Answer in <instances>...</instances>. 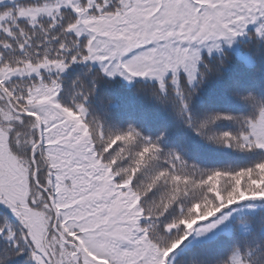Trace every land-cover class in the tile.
<instances>
[{
	"label": "snow or ice",
	"instance_id": "1",
	"mask_svg": "<svg viewBox=\"0 0 264 264\" xmlns=\"http://www.w3.org/2000/svg\"><path fill=\"white\" fill-rule=\"evenodd\" d=\"M0 264H264V0H0Z\"/></svg>",
	"mask_w": 264,
	"mask_h": 264
}]
</instances>
